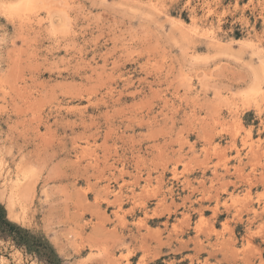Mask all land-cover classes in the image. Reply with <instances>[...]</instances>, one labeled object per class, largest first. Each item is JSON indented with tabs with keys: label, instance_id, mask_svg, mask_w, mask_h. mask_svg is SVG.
Here are the masks:
<instances>
[{
	"label": "rangeland",
	"instance_id": "obj_1",
	"mask_svg": "<svg viewBox=\"0 0 264 264\" xmlns=\"http://www.w3.org/2000/svg\"><path fill=\"white\" fill-rule=\"evenodd\" d=\"M263 61L264 0H0V205L50 247L0 264H264Z\"/></svg>",
	"mask_w": 264,
	"mask_h": 264
},
{
	"label": "bare ground",
	"instance_id": "obj_2",
	"mask_svg": "<svg viewBox=\"0 0 264 264\" xmlns=\"http://www.w3.org/2000/svg\"><path fill=\"white\" fill-rule=\"evenodd\" d=\"M249 45H251V42L248 43V46ZM1 164L2 161L0 160V166ZM15 179L13 181H15ZM16 185V182H11L8 188H1L0 198L5 199L8 218L15 222H20L24 221L25 211L31 199L29 193L26 190L19 189ZM32 264H35V262Z\"/></svg>",
	"mask_w": 264,
	"mask_h": 264
},
{
	"label": "trees",
	"instance_id": "obj_3",
	"mask_svg": "<svg viewBox=\"0 0 264 264\" xmlns=\"http://www.w3.org/2000/svg\"><path fill=\"white\" fill-rule=\"evenodd\" d=\"M0 232L8 233L13 237L17 244L25 245L29 250L46 251L50 247L41 238L31 234L28 230L19 227L18 225L10 222L5 215V210L0 205Z\"/></svg>",
	"mask_w": 264,
	"mask_h": 264
},
{
	"label": "crops",
	"instance_id": "obj_4",
	"mask_svg": "<svg viewBox=\"0 0 264 264\" xmlns=\"http://www.w3.org/2000/svg\"><path fill=\"white\" fill-rule=\"evenodd\" d=\"M247 217H243L244 220L247 219ZM263 218H264V215H263ZM243 223L244 224L242 226V230L244 231V233H243V236H244L246 234L247 224H246V221H244ZM253 225H254V227H256L257 223H254ZM215 241H216L215 237L210 238L211 243L215 242ZM251 242L253 245H255L256 247L260 248L263 251L262 258L264 259V243L262 242V239L257 240V238H252ZM189 247L190 246L188 245L187 248L189 249ZM204 250L206 252L204 253V256L202 258L207 259L209 264H229L227 256H224L223 254H219V252L217 250H213L211 245L210 246H204ZM194 253H195L194 251H190L188 253L184 252L183 253L184 256H182L183 258L180 257V259H178L177 261H181L182 259H185L188 254L193 255ZM252 260L254 261V263H256V261H257L256 259H252ZM237 263H238V261H237Z\"/></svg>",
	"mask_w": 264,
	"mask_h": 264
}]
</instances>
